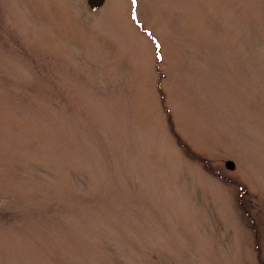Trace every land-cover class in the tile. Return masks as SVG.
Listing matches in <instances>:
<instances>
[{
	"label": "rangeland",
	"instance_id": "374dc122",
	"mask_svg": "<svg viewBox=\"0 0 264 264\" xmlns=\"http://www.w3.org/2000/svg\"><path fill=\"white\" fill-rule=\"evenodd\" d=\"M85 1L0 0V264H264V0Z\"/></svg>",
	"mask_w": 264,
	"mask_h": 264
},
{
	"label": "water",
	"instance_id": "95a60500",
	"mask_svg": "<svg viewBox=\"0 0 264 264\" xmlns=\"http://www.w3.org/2000/svg\"><path fill=\"white\" fill-rule=\"evenodd\" d=\"M86 5L88 7V9L91 11V12H95L96 10H98L104 3V0H86ZM225 167L227 169H229L230 171H233V165L232 163L230 162H227Z\"/></svg>",
	"mask_w": 264,
	"mask_h": 264
},
{
	"label": "trees",
	"instance_id": "16d2710c",
	"mask_svg": "<svg viewBox=\"0 0 264 264\" xmlns=\"http://www.w3.org/2000/svg\"><path fill=\"white\" fill-rule=\"evenodd\" d=\"M180 144V143H179ZM181 146H182V144H180ZM183 147V146H182ZM190 156H192V153L189 151V150H187L186 151Z\"/></svg>",
	"mask_w": 264,
	"mask_h": 264
},
{
	"label": "snow or ice",
	"instance_id": "6c2138e0",
	"mask_svg": "<svg viewBox=\"0 0 264 264\" xmlns=\"http://www.w3.org/2000/svg\"><path fill=\"white\" fill-rule=\"evenodd\" d=\"M132 2H133V4H135L136 3V0H132Z\"/></svg>",
	"mask_w": 264,
	"mask_h": 264
}]
</instances>
